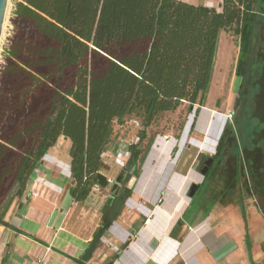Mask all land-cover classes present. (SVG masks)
I'll return each mask as SVG.
<instances>
[{
	"label": "trees",
	"instance_id": "trees-1",
	"mask_svg": "<svg viewBox=\"0 0 264 264\" xmlns=\"http://www.w3.org/2000/svg\"><path fill=\"white\" fill-rule=\"evenodd\" d=\"M258 1L223 0L220 10L184 0L16 2L13 14L29 31L4 51L6 71L13 78L5 83L8 98L1 106L0 196L8 176L19 184L21 196L43 157L64 136L71 140L69 193L76 201L86 200L98 183L115 122L135 115L149 127L160 113L185 102L198 104L200 112L220 34L227 29L239 37L235 72L243 83L235 106L242 104L249 94L246 66L261 12ZM228 138L225 131L217 158L227 149ZM138 146H132L127 172L139 159ZM133 189L124 186L113 195L85 260ZM10 204L0 211V223H5Z\"/></svg>",
	"mask_w": 264,
	"mask_h": 264
},
{
	"label": "crops",
	"instance_id": "crops-1",
	"mask_svg": "<svg viewBox=\"0 0 264 264\" xmlns=\"http://www.w3.org/2000/svg\"><path fill=\"white\" fill-rule=\"evenodd\" d=\"M184 1L210 4L218 10L223 2ZM110 145L102 154L104 166L98 172L97 188L79 202L69 193L71 175L56 162L71 165V140L59 138L47 153L56 161L48 160V156L41 160L23 194L6 211L5 223H0V264H264V212L255 198L243 199L239 194L221 198L212 203L210 211L204 209L202 201L196 208L189 199L173 219L169 213L182 201L177 191L165 197L162 206L157 204L159 195L153 201L148 196L146 203L136 196L129 202L128 198L91 258L85 260L105 207L124 186L133 187L132 170H125L127 164L122 168ZM195 161L181 160L173 165L174 172L178 176L189 174ZM143 183L138 185V195L145 188ZM154 186L158 188L159 183ZM147 203L157 204L156 208ZM130 208L145 216L143 223ZM179 219L183 221L181 230L175 228Z\"/></svg>",
	"mask_w": 264,
	"mask_h": 264
},
{
	"label": "rangeland",
	"instance_id": "rangeland-1",
	"mask_svg": "<svg viewBox=\"0 0 264 264\" xmlns=\"http://www.w3.org/2000/svg\"><path fill=\"white\" fill-rule=\"evenodd\" d=\"M18 1L20 0H8L6 22H4V32L2 31L3 36L1 35L0 40V119L1 106L8 98L5 92V83L13 78L6 71L9 63L4 56V51L6 47L20 38L21 33L29 31L25 23L19 21L13 14L15 3ZM208 5L214 7L210 4ZM256 7L261 12L257 19L256 31L246 66L247 78L249 79V94L242 104L235 106L236 98L239 96V90L243 83V78L239 77L235 72L239 55V37L235 35L232 29H227L220 34L212 81L205 105L202 106L198 114L194 106L190 107V104L185 102L175 111L160 113L158 119L149 127H145L142 118L135 115L126 117L122 123H114V134L112 135L110 147L114 151L117 150L119 139L122 138L132 143L130 146L131 152L132 146L136 143H139L138 147L141 151L135 168H132V172L136 170L135 173L137 174V176L132 175L131 184H133L135 189L132 197L136 196L139 201L146 203L147 198L152 196L151 200L153 201L159 195L157 204L162 206L165 202V197L173 196L176 193L175 187L177 186L175 182L172 184V179L177 175L174 172V167L185 158L190 163L196 158L194 169L200 175V168L204 165V161L209 156H214L215 150L208 151L200 148V151L199 147H196L195 143L192 142V139L202 140L204 138L205 108L210 107L217 110L220 114V119L217 121L222 123V129L218 142L225 131L229 138L224 154L215 160V164L220 160L216 166V172L204 179L202 186L193 195L194 207L197 208L202 201L204 209L210 211L212 203L217 200L238 196L239 194L243 199L250 196L255 198L264 212V0H259ZM221 49L225 51V55L221 60L219 69L217 64ZM193 113L195 115L192 118L191 115ZM225 117H227L226 123ZM192 119H194V123L191 126L189 143L187 142L180 149L181 136L184 131L186 132L185 129H188L191 125ZM134 120L140 122V127H136L133 124ZM12 122L13 120L9 122V125H12ZM143 133L145 134L144 138ZM173 138L176 142L172 147L159 142L172 141ZM235 143L238 145L236 146ZM155 146H158L161 152H154L156 154L150 160ZM165 152L166 155H164ZM149 160L150 164H148ZM166 161L169 165H174L169 172H167V168L165 171ZM124 167L125 165L122 168ZM164 180L167 183L162 188ZM139 181H144L142 185L145 188H141L142 195H138L137 192ZM198 181L200 180L195 182ZM155 183H159L156 189H154L156 187L154 186ZM1 185L5 188L0 196V211L2 212L5 206L8 203H12L17 197L19 184L8 176L2 181ZM189 191L190 189L188 193ZM147 205L152 209L156 208L154 204L147 203ZM130 210L132 211L131 213L140 215L141 219L139 221L143 223L145 216L136 208H130ZM140 226L141 223L136 228ZM178 229L181 230V227L177 226ZM179 236L182 239L183 233L180 232Z\"/></svg>",
	"mask_w": 264,
	"mask_h": 264
},
{
	"label": "bare ground",
	"instance_id": "bare-ground-1",
	"mask_svg": "<svg viewBox=\"0 0 264 264\" xmlns=\"http://www.w3.org/2000/svg\"><path fill=\"white\" fill-rule=\"evenodd\" d=\"M5 22H6V20H5ZM224 52L225 51H223V49H221L220 55L218 56L217 66L219 67V69H220L221 60L224 58V55H225ZM205 112H206L205 117H204L205 113L203 114V117L205 118L204 119L205 122H203V123H205V125H204L205 126L204 127L205 136L202 140H198V139L193 138L192 142H194L196 145H199L204 150H208V151H214L215 150L214 152H216V150L218 149V137H219L220 131L222 129V123L217 121L218 119H220V114L217 110L210 108V107H206ZM193 123H194V119L192 120L191 125L188 127V129H185L186 132L184 131V134H183L184 138H183V140L181 139L180 149L183 147L184 144L187 143V139H189V137H187V136L190 133L191 126H193ZM185 139H186V141H185ZM159 142H161L164 145H167L168 147H172V146H174L176 140L175 139H173L172 141L165 140L164 141L165 143L162 141H159ZM154 152H161V150L158 148V146H155L153 153H151L150 160L156 154ZM164 155H166V152ZM47 158H48V160L56 161L54 159V157L48 156ZM150 160H149L148 164H150ZM56 162L62 168L63 172L68 173V165L66 163H64L62 160L56 161ZM171 167L173 168V165L172 166H171V164L169 165V163H167V161H166L165 171L167 168V172H169L171 170L170 169ZM147 168H149V167H147ZM155 169H156V167H155ZM165 171H164V174H165ZM166 176H168V175H166ZM201 179H202V177H200L199 173L195 170L191 171L188 175H185V176L176 175V177L172 179V184H174V182H175V184L177 186V187H175L176 188L175 191L178 192V195L180 196V198L182 200L179 203V205L174 207V210L169 213V215L173 219L177 216L178 212H181L180 209L182 208V206H184L185 204L188 203V200L190 199V197L188 196V189H189L191 183L194 181H197V180H201ZM165 181L166 180H164L163 182H165Z\"/></svg>",
	"mask_w": 264,
	"mask_h": 264
},
{
	"label": "water",
	"instance_id": "water-1",
	"mask_svg": "<svg viewBox=\"0 0 264 264\" xmlns=\"http://www.w3.org/2000/svg\"><path fill=\"white\" fill-rule=\"evenodd\" d=\"M7 5H8V0H0V40H1V35H2V31H3V25L5 22V16H6V11H7ZM198 105H195L194 108L195 110L198 108ZM195 115V113H193L191 116L193 118V116ZM193 120V119H192ZM227 122V117H225V123ZM224 123V124H225ZM184 135L181 136V139L183 140ZM186 141V139H185ZM219 149V146H218ZM217 149V151H218ZM217 153V152H216ZM215 153V154H216ZM47 155V154H46ZM46 155L44 157H46ZM214 162V156H209L206 161H205V166L200 170V175L202 177V179L198 182H192L189 189V193L188 196L190 197V201L193 199V195L195 194V192L200 188L201 184L203 183L205 176L208 172V170L210 169V167L213 165ZM68 173L69 175H71V165H68ZM131 200V198H129L128 202ZM127 202V203H128Z\"/></svg>",
	"mask_w": 264,
	"mask_h": 264
},
{
	"label": "built area",
	"instance_id": "built-area-1",
	"mask_svg": "<svg viewBox=\"0 0 264 264\" xmlns=\"http://www.w3.org/2000/svg\"><path fill=\"white\" fill-rule=\"evenodd\" d=\"M133 124L136 127H140V122L138 120H134ZM131 145H132V143L127 141L126 139H122V138L119 139V143H118V147H117L115 155H116V160L122 166L126 165L127 158H130V156H131V151H130ZM47 156H48V154L46 155V157ZM46 157H43V158L46 159ZM93 188H97V184Z\"/></svg>",
	"mask_w": 264,
	"mask_h": 264
},
{
	"label": "flooded vegetation",
	"instance_id": "flooded-vegetation-1",
	"mask_svg": "<svg viewBox=\"0 0 264 264\" xmlns=\"http://www.w3.org/2000/svg\"><path fill=\"white\" fill-rule=\"evenodd\" d=\"M216 152H218V151L216 150ZM216 152H215V153H216ZM215 153H214V154H215ZM216 159H217V153L214 155V162H213V165H212V166H215V165L218 164L219 161H217L216 164H215V160H216ZM205 161H206V160H205ZM205 161H204V165L200 168V170L205 166ZM210 168H211V167H210ZM209 170H210V169H209ZM209 170H208V171H209ZM207 173H208V172H207ZM200 187H201V186H200Z\"/></svg>",
	"mask_w": 264,
	"mask_h": 264
}]
</instances>
